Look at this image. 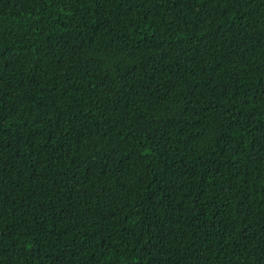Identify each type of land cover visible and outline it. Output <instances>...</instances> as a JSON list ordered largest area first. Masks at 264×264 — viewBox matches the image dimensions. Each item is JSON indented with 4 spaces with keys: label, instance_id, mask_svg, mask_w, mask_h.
<instances>
[{
    "label": "trees",
    "instance_id": "16d2710c",
    "mask_svg": "<svg viewBox=\"0 0 264 264\" xmlns=\"http://www.w3.org/2000/svg\"><path fill=\"white\" fill-rule=\"evenodd\" d=\"M0 264H264V0H0Z\"/></svg>",
    "mask_w": 264,
    "mask_h": 264
}]
</instances>
